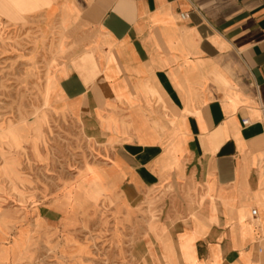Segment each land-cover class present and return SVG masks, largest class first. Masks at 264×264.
I'll return each instance as SVG.
<instances>
[{"label": "crops", "instance_id": "obj_1", "mask_svg": "<svg viewBox=\"0 0 264 264\" xmlns=\"http://www.w3.org/2000/svg\"><path fill=\"white\" fill-rule=\"evenodd\" d=\"M28 11L50 105L102 138L120 200L136 208L173 189L132 264H264V0H28Z\"/></svg>", "mask_w": 264, "mask_h": 264}, {"label": "rangeland", "instance_id": "obj_2", "mask_svg": "<svg viewBox=\"0 0 264 264\" xmlns=\"http://www.w3.org/2000/svg\"><path fill=\"white\" fill-rule=\"evenodd\" d=\"M25 11L28 0L0 1V264H132L133 243L164 222L173 189L136 208L120 200L102 138L50 105L49 59Z\"/></svg>", "mask_w": 264, "mask_h": 264}, {"label": "built area", "instance_id": "obj_3", "mask_svg": "<svg viewBox=\"0 0 264 264\" xmlns=\"http://www.w3.org/2000/svg\"><path fill=\"white\" fill-rule=\"evenodd\" d=\"M181 18L182 19H185L186 18V15H181ZM243 124L246 125L247 124V121H244ZM251 215H252V217H256L257 216V211L256 210H253L251 212Z\"/></svg>", "mask_w": 264, "mask_h": 264}]
</instances>
